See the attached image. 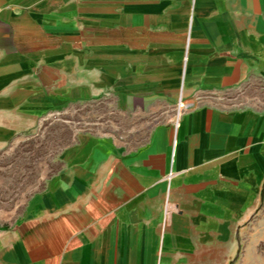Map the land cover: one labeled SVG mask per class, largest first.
I'll return each mask as SVG.
<instances>
[{
	"label": "crops",
	"instance_id": "crops-1",
	"mask_svg": "<svg viewBox=\"0 0 264 264\" xmlns=\"http://www.w3.org/2000/svg\"><path fill=\"white\" fill-rule=\"evenodd\" d=\"M257 82L264 0H0V143L78 102L151 119L139 147L66 148L0 264H233L261 231L264 108L213 96Z\"/></svg>",
	"mask_w": 264,
	"mask_h": 264
},
{
	"label": "rangeland",
	"instance_id": "rangeland-1",
	"mask_svg": "<svg viewBox=\"0 0 264 264\" xmlns=\"http://www.w3.org/2000/svg\"><path fill=\"white\" fill-rule=\"evenodd\" d=\"M222 108H264V83L218 93ZM145 111L128 110L124 101L72 103L40 120L32 129L0 143V226H15L26 216L32 199L44 192L64 167V150L84 135L115 139L136 148L146 142L151 119ZM258 226L247 252L233 264H264V196Z\"/></svg>",
	"mask_w": 264,
	"mask_h": 264
},
{
	"label": "water",
	"instance_id": "water-1",
	"mask_svg": "<svg viewBox=\"0 0 264 264\" xmlns=\"http://www.w3.org/2000/svg\"><path fill=\"white\" fill-rule=\"evenodd\" d=\"M263 194H264V191H263Z\"/></svg>",
	"mask_w": 264,
	"mask_h": 264
},
{
	"label": "bare ground",
	"instance_id": "bare-ground-1",
	"mask_svg": "<svg viewBox=\"0 0 264 264\" xmlns=\"http://www.w3.org/2000/svg\"><path fill=\"white\" fill-rule=\"evenodd\" d=\"M182 106V105H181ZM181 108V107H180Z\"/></svg>",
	"mask_w": 264,
	"mask_h": 264
}]
</instances>
